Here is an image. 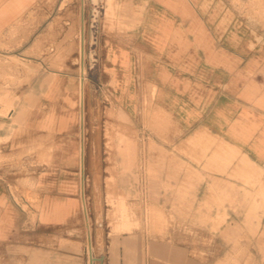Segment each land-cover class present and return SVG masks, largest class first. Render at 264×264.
<instances>
[{"label":"rangeland","instance_id":"obj_1","mask_svg":"<svg viewBox=\"0 0 264 264\" xmlns=\"http://www.w3.org/2000/svg\"><path fill=\"white\" fill-rule=\"evenodd\" d=\"M84 2L85 11L81 10ZM91 2L98 6L90 11V0H34L24 18L0 36V64L13 72L22 69L17 64L29 67L22 69L24 76H0V115L8 119L12 111L14 128L21 126L20 118L30 120L43 112L37 135L35 123L28 122L27 130L21 127L29 137L23 148L13 140L11 149L5 150L10 139H0V182L8 186L13 201L28 214L21 229L0 236V264H90L86 254L89 243L98 258L94 264H103L110 244L124 235H138L147 243L160 241L186 247V252L174 251L175 260H179L173 264H264L261 220L249 204L246 210L242 188L153 184L158 182L157 174L161 177L163 172L148 168V152L163 150V145L173 147L179 132L171 129L169 139L171 130L157 122L151 129L145 123L139 135L133 134L118 116L112 96L98 83L95 59L99 62L102 13L103 29L119 33V46L131 47L130 40L123 36L129 28L121 25L129 12L119 10L114 0ZM205 2L217 4L214 14L223 19L243 20L248 34L263 37L264 46V0ZM101 4L104 12L99 9ZM83 19L86 38L80 43ZM40 70L74 77L75 86H67L62 79L57 83L56 77L50 76L40 95L43 106H32L37 96L31 82ZM25 84L29 89L26 96L21 91ZM21 98L26 107H19ZM150 130L161 148L148 138ZM102 150L107 164L104 170ZM83 152L86 171L81 166ZM122 161L127 163L123 168ZM55 162L61 168L67 163L75 167V171H62L71 177L57 187L72 201L68 203L71 212L67 217L60 213L55 218H39L35 213L39 208L35 166L52 168ZM145 249L149 250L148 244Z\"/></svg>","mask_w":264,"mask_h":264},{"label":"crops","instance_id":"obj_2","mask_svg":"<svg viewBox=\"0 0 264 264\" xmlns=\"http://www.w3.org/2000/svg\"><path fill=\"white\" fill-rule=\"evenodd\" d=\"M114 1L119 10L129 12L121 25L129 28L123 36L132 45H118L119 33H108L103 29L102 13L99 62L95 59L98 83L102 90L110 93L115 111L133 134L139 135L145 123L151 129L157 122H163L165 130L177 129L179 132L173 147L163 145V150L148 152V168L163 172L161 177L157 174L155 179L158 182L153 184L242 188L245 208L248 210L249 204L250 209L257 212L255 217L261 220L259 233H263V37L249 35L243 20L223 19L220 14H214L218 5L205 0ZM33 2L0 0V36L24 18ZM88 5L90 11L98 6L91 0ZM103 5L99 9L104 12ZM82 8L85 11V2ZM81 22L80 43L86 38L85 19ZM82 65L85 69V62ZM17 66L29 70L22 63ZM22 69L13 72L12 68L0 64V76H24L26 72ZM50 76H55L57 83L62 79L67 86H75L74 77L40 70L31 82V90L39 99L35 98L32 106H43L40 95ZM85 80L84 76V85ZM89 80H92L91 75ZM22 90L26 96L28 85H23ZM149 94L151 98H148ZM26 106L21 98L19 107ZM13 116L12 111L8 119L0 115V139H10L5 150L11 149L13 140L15 144L19 143V148L26 146L29 137L23 129L27 130L28 122L35 123L36 129L43 122V112L36 113L30 120L20 118L21 126L13 128ZM151 131L148 138L153 139L156 146V136ZM38 133L37 129L36 135ZM157 146L161 148L162 145ZM103 153L102 150V170L107 169ZM137 156V169L140 170V150ZM85 159L83 152L82 171H86ZM132 159L134 166V157ZM123 165L127 163L122 161V168ZM62 171H75L74 164L67 163L64 168L59 162H55L52 168L35 166L39 205L35 213L39 218L41 215L55 218L61 216L60 213L67 217L66 214L71 212L68 203L72 201L57 189L60 183L71 177ZM85 178L86 172L83 181ZM24 219L26 225L27 212L17 206L8 186L0 182V236L14 234L16 229L22 228ZM147 244L149 250L145 249ZM110 245L103 264H173L179 260H175L174 251H187L186 247L172 246L167 242L147 243L138 235H124ZM86 254L90 264L98 260L93 256L91 243Z\"/></svg>","mask_w":264,"mask_h":264},{"label":"bare ground","instance_id":"obj_3","mask_svg":"<svg viewBox=\"0 0 264 264\" xmlns=\"http://www.w3.org/2000/svg\"><path fill=\"white\" fill-rule=\"evenodd\" d=\"M111 1V0H110ZM109 4L111 3V2H108ZM110 6H111V4H110ZM17 62V61H16ZM106 137V136H105ZM106 139H108V138H106ZM109 141V140H108ZM110 142V141H109ZM113 141H111V143H112ZM106 143H108V142H106ZM108 146V145H107ZM107 148V147H106ZM107 153H108V151H107ZM110 153V152H109ZM108 157H109V155H108ZM109 159V158H108ZM110 169V168H109ZM112 172V171H111ZM109 173V172H108ZM113 176V175H112ZM114 179V178H113ZM109 182V181H108ZM106 184H107V181H106ZM110 184V183H109ZM108 184V185H109ZM114 184V183H113ZM112 184V185H113ZM110 189V188H109ZM114 189V188H113ZM111 190V189H110ZM110 190H108V194L109 193H111V191ZM110 191V192H109ZM114 191V190H113ZM113 191H112V193H113ZM106 192V191H105ZM114 194H112V196H113ZM28 199H29V196L27 197ZM106 198V197H105ZM112 198V197H111ZM114 228V227H113Z\"/></svg>","mask_w":264,"mask_h":264}]
</instances>
